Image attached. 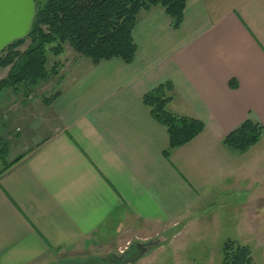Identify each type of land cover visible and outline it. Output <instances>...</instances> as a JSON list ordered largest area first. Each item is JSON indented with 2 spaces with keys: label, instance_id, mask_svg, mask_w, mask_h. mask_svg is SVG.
<instances>
[{
  "label": "crops",
  "instance_id": "1",
  "mask_svg": "<svg viewBox=\"0 0 264 264\" xmlns=\"http://www.w3.org/2000/svg\"><path fill=\"white\" fill-rule=\"evenodd\" d=\"M134 40L132 64H62L60 97L42 116L19 102L31 108L24 132L0 124L5 160L11 147L23 151L13 161L24 155L0 174V264L105 257L118 237L154 243L134 264L170 247L181 259L213 198L244 193V220L264 212V136L244 154L223 144L247 120L264 126V0H190L180 30L156 7ZM169 81V110L206 128L168 160L143 97Z\"/></svg>",
  "mask_w": 264,
  "mask_h": 264
},
{
  "label": "trees",
  "instance_id": "2",
  "mask_svg": "<svg viewBox=\"0 0 264 264\" xmlns=\"http://www.w3.org/2000/svg\"><path fill=\"white\" fill-rule=\"evenodd\" d=\"M37 16L30 36L17 41L0 55V67H11L8 76L0 81V96L6 90L30 97L43 83L59 75L62 63L55 61L50 66V54L58 59L66 45L79 56L90 59L97 66L102 62L121 60L132 64L138 53L134 30L142 13L161 7L171 20L174 30H180L190 0H35ZM30 40L25 51L19 48ZM172 82H166L143 97L152 117L165 127L169 146L164 156L169 160L172 152L185 146L206 128L196 118L180 116L168 108L173 100ZM61 92L44 99L52 105ZM264 136V126L247 120L233 130L223 144L233 152L244 154L257 145ZM8 145L0 135V159L5 160ZM19 156L7 164L0 174L20 162ZM221 264H255L252 251L237 241L227 240L222 248Z\"/></svg>",
  "mask_w": 264,
  "mask_h": 264
},
{
  "label": "rangeland",
  "instance_id": "3",
  "mask_svg": "<svg viewBox=\"0 0 264 264\" xmlns=\"http://www.w3.org/2000/svg\"><path fill=\"white\" fill-rule=\"evenodd\" d=\"M45 3L47 0H39ZM30 40L22 45L19 50L25 51L30 46ZM75 55V57H74ZM75 52L69 45H66L65 52L57 60L50 54V66L55 62L59 61L66 66V61H70L72 65L74 64V58L81 62L80 59L86 60L87 58L76 56ZM82 60V61H83ZM76 61V62H77ZM70 66V64H69ZM63 67V66H62ZM11 67L1 68L0 67V81L2 77H7ZM69 71V68L66 70ZM66 71L65 75H66ZM63 69L59 71L57 77H53L48 83L41 84L34 93L28 99H31L30 103L32 105L33 114L37 116H42L41 112L45 98H49L54 95L57 91L63 88V84L60 83V75L64 74ZM63 73V74H62ZM4 79V78H3ZM60 83V84H59ZM26 98L22 93L18 96L13 94L12 90H6L0 96V124L2 122H7V133L13 134L17 132L18 129L21 132L26 130V124L24 117H28L25 112L31 108H27L26 111L20 110V103ZM25 100V99H24ZM34 101V102H33ZM34 104V107H33ZM32 114V113H31ZM27 121V120H26ZM20 132V131H19ZM8 140V139H7ZM23 151L18 148H12L7 160H0V171H2L7 164L13 162V160L21 154ZM246 195V197H244ZM247 198V194L236 195L229 194L219 198H213V204L208 207L205 206L202 211V220L198 223L197 228L200 231L203 230V235L200 232L192 234L190 236L189 247H194V251L179 253L182 256L180 259L177 257V253L170 247L164 251H158L154 258L149 257L150 264H221L222 259V248L227 240L237 241L240 244L246 245L252 251V256L255 264H264V212L261 214L258 220L252 221L250 219H243L242 211H246L242 206L244 200ZM243 211V212H244ZM129 237H127L128 239ZM135 239V237H130ZM188 239V238H187ZM116 242V248L113 251H101L103 255L110 253H116L118 255H123L127 252L130 247H134L137 242H132L127 244L124 237H118L114 240ZM121 247V248H119ZM119 248V249H118ZM111 250V248L109 249ZM85 256H89L86 254Z\"/></svg>",
  "mask_w": 264,
  "mask_h": 264
},
{
  "label": "water",
  "instance_id": "4",
  "mask_svg": "<svg viewBox=\"0 0 264 264\" xmlns=\"http://www.w3.org/2000/svg\"><path fill=\"white\" fill-rule=\"evenodd\" d=\"M37 16L35 0H0V55L12 44L26 40ZM154 243H138L123 255L112 253L85 260L67 259L58 264H134L142 259Z\"/></svg>",
  "mask_w": 264,
  "mask_h": 264
},
{
  "label": "flooded vegetation",
  "instance_id": "5",
  "mask_svg": "<svg viewBox=\"0 0 264 264\" xmlns=\"http://www.w3.org/2000/svg\"><path fill=\"white\" fill-rule=\"evenodd\" d=\"M135 246H136V245H135ZM135 246H134V247H135ZM134 247H132V248L130 247V249H133Z\"/></svg>",
  "mask_w": 264,
  "mask_h": 264
}]
</instances>
